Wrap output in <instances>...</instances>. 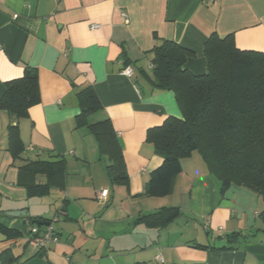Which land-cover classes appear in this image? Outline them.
Returning <instances> with one entry per match:
<instances>
[{"label":"crops","instance_id":"obj_1","mask_svg":"<svg viewBox=\"0 0 264 264\" xmlns=\"http://www.w3.org/2000/svg\"><path fill=\"white\" fill-rule=\"evenodd\" d=\"M213 34L264 53V0H0V98L25 67L36 69L40 97L12 122L17 157L0 110V222L16 233H0V264H157V255L162 264H264L261 197L233 184L222 193L197 152L180 160L168 195L144 194L162 163L147 132L181 117L173 92L153 88L148 52L174 41L193 53L185 68L204 74ZM85 87L102 107L88 122L109 118L118 138L126 185L111 184L96 137L77 127ZM168 207L179 216L167 224L138 220ZM34 221H50L58 239L40 254L27 240Z\"/></svg>","mask_w":264,"mask_h":264},{"label":"trees","instance_id":"obj_2","mask_svg":"<svg viewBox=\"0 0 264 264\" xmlns=\"http://www.w3.org/2000/svg\"><path fill=\"white\" fill-rule=\"evenodd\" d=\"M148 53L152 56L153 88L173 92L181 117H168L147 132L146 138L162 163L151 172L144 194L168 195L174 177L181 171L180 160L197 152L221 182L222 193L232 184L245 187L260 196L264 204V53L240 50L232 36L220 38L213 34L204 46L206 72L200 75L185 68L193 53L174 41L162 40ZM5 86L0 110L10 116L8 138L11 147L15 145L17 152L13 153L17 157L22 149L17 148L19 136L12 122L26 117L29 108L40 100L36 69L25 67L21 77ZM77 100V127H86L96 137L102 155L109 161L105 170L111 184L126 185L123 153L110 119L88 122L90 116L102 110L92 87L81 89ZM37 164L41 165L37 162L29 166ZM178 216L177 207H168L138 220L156 227ZM259 217L264 225V209ZM49 223L34 221L29 226L42 230ZM0 233L7 237L16 234L1 222ZM239 235L233 233L228 238ZM5 255L6 251L0 258Z\"/></svg>","mask_w":264,"mask_h":264},{"label":"built area","instance_id":"obj_3","mask_svg":"<svg viewBox=\"0 0 264 264\" xmlns=\"http://www.w3.org/2000/svg\"><path fill=\"white\" fill-rule=\"evenodd\" d=\"M125 17V21L127 22L126 16L123 14ZM17 15H13V18H16ZM99 25L93 24L91 25V29H97ZM151 67V65H150ZM122 74L131 77L133 75V70L130 66H127L123 68ZM109 191L107 189L101 190L97 198L100 202H105L108 198ZM28 244L32 246L35 249H38L40 251H46L49 247L50 244L56 243L57 242V236L55 234V231L51 225V223L47 224L44 226L42 230H39L37 227H29V237H28ZM154 262L157 264H162L163 263V258L160 255H157L154 257Z\"/></svg>","mask_w":264,"mask_h":264},{"label":"water","instance_id":"obj_4","mask_svg":"<svg viewBox=\"0 0 264 264\" xmlns=\"http://www.w3.org/2000/svg\"><path fill=\"white\" fill-rule=\"evenodd\" d=\"M9 214V216H16V215H19L20 213H18V212H11V213H8Z\"/></svg>","mask_w":264,"mask_h":264},{"label":"rangeland","instance_id":"obj_5","mask_svg":"<svg viewBox=\"0 0 264 264\" xmlns=\"http://www.w3.org/2000/svg\"><path fill=\"white\" fill-rule=\"evenodd\" d=\"M264 209V208H263Z\"/></svg>","mask_w":264,"mask_h":264}]
</instances>
